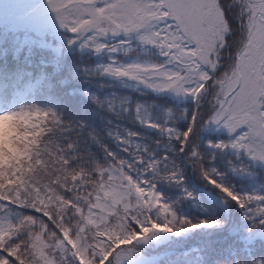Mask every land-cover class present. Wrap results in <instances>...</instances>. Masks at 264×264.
Here are the masks:
<instances>
[{"label":"trees","instance_id":"16d2710c","mask_svg":"<svg viewBox=\"0 0 264 264\" xmlns=\"http://www.w3.org/2000/svg\"><path fill=\"white\" fill-rule=\"evenodd\" d=\"M40 3L0 7V248L21 264H251L264 255V187L235 186L229 210L209 192L198 172H210L213 134L183 131L192 101L108 76L136 52L125 55L123 39L69 45L76 35L61 42L6 21ZM22 109L40 113L39 125H22ZM113 188L125 195L115 199ZM105 202L107 217L90 223ZM203 220L218 224L192 227Z\"/></svg>","mask_w":264,"mask_h":264},{"label":"snow or ice","instance_id":"6c2138e0","mask_svg":"<svg viewBox=\"0 0 264 264\" xmlns=\"http://www.w3.org/2000/svg\"><path fill=\"white\" fill-rule=\"evenodd\" d=\"M68 4L83 7L82 0H68ZM86 11L114 21L110 30H119V39H135L137 44L156 47L164 58V69L170 66L177 69L178 86L168 90L181 95L185 88L189 89L185 94L192 101L193 110L185 111L183 129L189 137L197 127L202 102H207L211 93L214 104L205 118L207 123L201 121L199 127L203 131L215 125L214 129L223 130L227 138L206 147L227 151L249 142L253 148L264 149V133H260L264 126V0H96ZM88 24L93 31L85 29L81 43L100 28L99 23L93 25L88 21ZM61 27H65L63 19ZM70 31L76 34L77 26L73 25ZM75 43L72 39L68 41L69 45ZM180 150H188L187 141ZM192 154L196 155L197 150L193 149ZM210 156L214 161L215 152L211 151ZM249 156L257 158L251 150ZM259 160L264 163V151ZM259 200L264 203V196ZM204 224L210 222L203 220L192 227ZM215 224L218 221L210 226ZM258 225L264 229V212L260 213ZM153 238L154 234L146 237L145 242ZM17 255L9 246L0 248V264H21ZM105 264H112L111 257ZM251 264H264V255L253 259Z\"/></svg>","mask_w":264,"mask_h":264},{"label":"rangeland","instance_id":"374dc122","mask_svg":"<svg viewBox=\"0 0 264 264\" xmlns=\"http://www.w3.org/2000/svg\"><path fill=\"white\" fill-rule=\"evenodd\" d=\"M27 0H0V7L2 6H17L20 4H23ZM96 0H82L83 7L80 8H73L71 5L68 4V0H41V3L31 12L27 13L26 16L20 18V19H14L9 18L6 21L13 26L12 28L18 27V28H24L27 30H32L38 35L42 30L52 33L54 36L58 38L59 41L64 42L68 41V36L66 34H72L76 35V38H73L72 40H82V36L85 33V29L89 33L93 31L92 27L89 26L88 21H92L93 25L96 23L100 24V28H98L95 32V36L97 37H104L106 35H110L113 37H119V30L116 32L111 31V28H114L115 24L113 22H109L108 20L99 18L94 15H89L86 9H88L90 4H94ZM53 5H55V11L53 10ZM64 20L65 27H61V20ZM5 21V20H3ZM73 25H76L78 28V32L76 34H73L70 29ZM103 29H109L108 31H103ZM89 35V38L84 43L90 41L92 38ZM125 45L122 49H126L125 55H128L130 51L134 50L132 55L127 56L126 58L122 59L123 61L127 60L128 58H132L131 62H116L113 63L112 66L108 68L106 71V74L118 82L129 85L134 88H141L150 90L157 94H167L170 97L174 98H188V96L185 93L189 92L188 88L184 89V93L181 95H175L168 89L174 88L178 86L177 78L180 76V73L177 71V69L174 66H170L167 69H164L163 67V61L164 58L159 54L156 47H149L145 44H137L136 40L133 39L129 41L128 39L122 40ZM130 42V43H129ZM44 43V42H43ZM161 45L164 44V41L161 40ZM84 47L87 48V45H84ZM170 48L171 45H168ZM151 52L153 54H156L157 56L154 59H150L143 62L145 59L142 55L145 53ZM195 91L198 92V89H195ZM208 100L205 102V104L200 107L199 111L201 115L196 119L197 121V129L200 130V133H203L208 129V127H205L203 131H201L199 125L201 121H205V124L207 121L205 118L208 116L209 112L211 111V107L214 103V100L212 99L211 93L208 95ZM206 98V99H207ZM17 116L22 125L26 127H33L38 126L41 120V114L34 111L31 112L29 109H22L14 112ZM196 144V150H197ZM198 155V153H197ZM205 157H207L205 155ZM199 158V156H198ZM208 161H211V158L207 157ZM203 159V158H202ZM215 168V165L213 164L211 166L210 172H213ZM210 172L204 171L202 168L199 169L198 175L200 176V179L203 180L209 178L210 181H213V177H211ZM197 175V176H198ZM204 176V177H203ZM203 177V178H202ZM210 181L206 183H210ZM248 183H254V182H245L241 183L239 181H232V184L234 186H239L242 188L250 186ZM262 185L264 187V183L262 182ZM208 186V185H207ZM223 188V187H222ZM225 190H228L224 188ZM210 193H213L216 195V200L221 201L224 204V208L226 210H229L230 203L227 201L232 199V195L228 192H225L221 195L217 194L218 192L215 189L214 183H212V188L209 190ZM111 193V192H110ZM116 198L123 197L125 195V192L123 190H120L118 188H113L112 193ZM223 199V200H221ZM233 199L236 201L240 200V197L234 196ZM227 200V201H225ZM110 207V204L105 203H99L98 208L96 210H93L88 215L89 222L96 223L97 217L104 216L107 217L106 211ZM111 211H113L111 207ZM236 226H240L241 224L235 223Z\"/></svg>","mask_w":264,"mask_h":264},{"label":"flooded vegetation","instance_id":"af4514ba","mask_svg":"<svg viewBox=\"0 0 264 264\" xmlns=\"http://www.w3.org/2000/svg\"><path fill=\"white\" fill-rule=\"evenodd\" d=\"M220 127L222 128L223 126L221 125ZM214 128L215 125H213L212 128L206 129L212 130V143L220 142L227 138V134L223 130H216ZM260 133H264V126L261 127ZM236 142L237 141H232V143ZM250 150L256 154V159L249 156ZM211 151L215 152L214 161L211 158L212 165H215V171L213 170V172H211V177H213L212 179L215 182L214 185L218 192L217 194L221 196L225 192L230 194L235 187L232 184L233 180L239 181L240 184L248 181H259V183H264V163H261L259 160V156L264 149H260L259 147L253 148L249 142H244L241 143L240 147L235 148V150L229 147L227 151L223 149L220 151L212 149ZM261 235L262 240H264V229H262Z\"/></svg>","mask_w":264,"mask_h":264},{"label":"clouds","instance_id":"9594fccd","mask_svg":"<svg viewBox=\"0 0 264 264\" xmlns=\"http://www.w3.org/2000/svg\"><path fill=\"white\" fill-rule=\"evenodd\" d=\"M74 159V158H73ZM13 192V189H6L5 193L4 194H7V195H11ZM134 227V225H133Z\"/></svg>","mask_w":264,"mask_h":264},{"label":"water","instance_id":"95a60500","mask_svg":"<svg viewBox=\"0 0 264 264\" xmlns=\"http://www.w3.org/2000/svg\"><path fill=\"white\" fill-rule=\"evenodd\" d=\"M187 140H188V137H187Z\"/></svg>","mask_w":264,"mask_h":264}]
</instances>
